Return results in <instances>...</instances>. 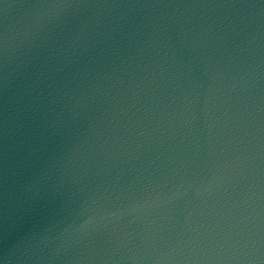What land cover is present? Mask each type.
<instances>
[{"label":"water","instance_id":"obj_1","mask_svg":"<svg viewBox=\"0 0 264 264\" xmlns=\"http://www.w3.org/2000/svg\"><path fill=\"white\" fill-rule=\"evenodd\" d=\"M0 264H264V0H0Z\"/></svg>","mask_w":264,"mask_h":264}]
</instances>
